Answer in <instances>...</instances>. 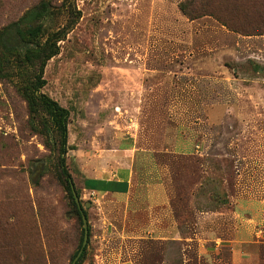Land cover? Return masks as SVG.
<instances>
[{"label":"rangeland","instance_id":"374dc122","mask_svg":"<svg viewBox=\"0 0 264 264\" xmlns=\"http://www.w3.org/2000/svg\"><path fill=\"white\" fill-rule=\"evenodd\" d=\"M41 1L0 0V30ZM48 1L44 40L72 25L42 91L70 112L82 264H264V34L229 30L200 0ZM118 149L131 193L85 192L81 163ZM56 159L15 80H0V246H22V263L71 264L80 244Z\"/></svg>","mask_w":264,"mask_h":264},{"label":"trees","instance_id":"16d2710c","mask_svg":"<svg viewBox=\"0 0 264 264\" xmlns=\"http://www.w3.org/2000/svg\"><path fill=\"white\" fill-rule=\"evenodd\" d=\"M200 1L201 8L216 15L229 30L245 36L264 34V8H262L264 0ZM191 2L195 3L196 0H191ZM52 6L50 1L43 0L27 11L18 21L0 30V80H15L19 94L28 105L33 127L39 134L44 135L46 145L51 147V150L57 155L58 177L68 194L71 215L82 226L84 225L82 213L75 201L72 189V184L74 185L73 178L66 164V155L69 150L68 122L70 112L42 91L46 85L44 79L45 68L48 62L59 54L58 42L62 40V34L66 29L72 26L66 25L62 30L51 32L48 38L44 40L45 34L49 32L45 27V22L52 14ZM188 8L186 4L181 6L183 12L190 17L191 14ZM253 15L260 18V21L245 23L240 20L241 16ZM85 183L87 189L96 190L99 194L107 191L115 192V190L99 188L98 185L92 187L89 181ZM75 189L80 197V190ZM88 228L90 233L89 224ZM84 236L85 230L82 229L80 244L72 258V263L82 249ZM87 246L76 264L84 262ZM21 247L16 249L9 242L2 243L0 251L3 252L0 255L10 257L9 261H2L3 264H28L27 260L22 263L16 257L18 255L17 251L19 252Z\"/></svg>","mask_w":264,"mask_h":264},{"label":"crops","instance_id":"0c3cea01","mask_svg":"<svg viewBox=\"0 0 264 264\" xmlns=\"http://www.w3.org/2000/svg\"><path fill=\"white\" fill-rule=\"evenodd\" d=\"M179 145L181 151H184L186 154H193L195 145L192 140L184 138ZM156 147L153 150L157 151ZM118 151L119 154H113V157L106 155L104 156L105 158H92L86 164L81 163L79 166L83 176L81 184L85 192L99 194L96 190L86 188L85 182L89 181L92 187L98 185L102 189L115 190V192L107 191L103 193L104 195L111 194L116 197H123L131 193L134 182V171L130 164L124 162L126 159L124 153L127 150L118 149ZM111 161H116L117 164L115 162L111 164Z\"/></svg>","mask_w":264,"mask_h":264},{"label":"water","instance_id":"95a60500","mask_svg":"<svg viewBox=\"0 0 264 264\" xmlns=\"http://www.w3.org/2000/svg\"><path fill=\"white\" fill-rule=\"evenodd\" d=\"M72 189H73V194H74L75 201H76V203H77V205H78V207H79V209L81 210V213H82V218H83V223H84V230H85V236H84L82 249L80 250L79 254L77 255V257L75 258V260L72 263V264H76L78 262V260L80 259V257L82 256L85 247L87 246L88 239H89V228H88L87 217H86V215L83 212V208H82L80 199H79V197H78V195L76 193V190H75V187H74L73 184H72Z\"/></svg>","mask_w":264,"mask_h":264}]
</instances>
